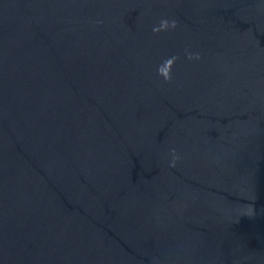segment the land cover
Listing matches in <instances>:
<instances>
[{
	"label": "water",
	"instance_id": "obj_1",
	"mask_svg": "<svg viewBox=\"0 0 264 264\" xmlns=\"http://www.w3.org/2000/svg\"><path fill=\"white\" fill-rule=\"evenodd\" d=\"M0 264H264V0H0Z\"/></svg>",
	"mask_w": 264,
	"mask_h": 264
}]
</instances>
